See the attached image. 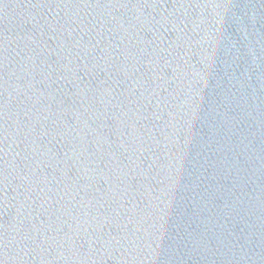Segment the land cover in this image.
Instances as JSON below:
<instances>
[{"label": "water", "instance_id": "water-1", "mask_svg": "<svg viewBox=\"0 0 264 264\" xmlns=\"http://www.w3.org/2000/svg\"><path fill=\"white\" fill-rule=\"evenodd\" d=\"M0 264H264V0H0Z\"/></svg>", "mask_w": 264, "mask_h": 264}]
</instances>
